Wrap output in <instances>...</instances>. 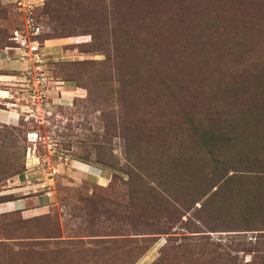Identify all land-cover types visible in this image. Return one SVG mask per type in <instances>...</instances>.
<instances>
[{"label": "rangeland", "instance_id": "rangeland-1", "mask_svg": "<svg viewBox=\"0 0 264 264\" xmlns=\"http://www.w3.org/2000/svg\"><path fill=\"white\" fill-rule=\"evenodd\" d=\"M13 1L2 0L0 5V11L4 12L0 33L7 37L14 30L22 29V18ZM30 1L32 17L42 31L39 38L44 40L49 35L54 38L43 8L55 1H63ZM112 1L101 0L98 7L106 9ZM189 3L204 37L211 35L208 23L224 2L206 5L207 0H190ZM84 23L87 24L86 20ZM112 36L111 29H106L105 33L101 30L97 36L98 41L107 43L105 54L98 52L103 50L102 45L89 52H79L83 50L77 49L75 42L84 40L82 35L62 40L71 44L73 53L62 50V59L52 57L46 61L49 113L32 111L31 118L26 119L22 112L25 108H20L22 102L16 101L22 97L20 89L26 82L20 73L30 68V64L19 58L18 52H15L16 60L27 64L26 67L20 72L0 70V88L8 92L3 94L7 99L0 103V110L13 109L19 120L16 125L0 122V146L3 145L0 162L5 163L15 153H25L21 172L0 181V264H153L166 243L171 249L163 256L170 258L172 254L180 253L182 261H189L187 264L196 260L195 264H208L216 255L214 252L229 253L236 258L237 264H264L262 237L258 231H245L249 229L247 227L264 225L263 211L253 215L252 211L243 210V197L249 202L252 200L253 192L246 190L252 178L245 179L246 186L236 181L230 183L231 194L224 190L213 192L217 187H212L210 178L193 181L194 185L188 189L182 179L174 181L167 174L165 180L152 173L157 167L155 156L144 150L139 152L140 143L136 142L131 151L137 165L128 160L127 145L134 141L129 129L133 124L143 125L145 114H154L157 106L154 101H140L132 85L124 87L121 83V76L116 74L120 59L115 57ZM3 38H0V58L11 52L9 48L13 46L10 38V44ZM52 40L55 43L56 40ZM103 60L106 64L102 67L93 64ZM62 62H87L89 64L83 66L99 69L102 80H85L88 77L85 74L76 83L59 82L54 74L59 68L56 65ZM123 73L127 74L125 70ZM131 78L137 79L133 75ZM153 80L157 86V79ZM82 82L88 89L77 87ZM154 86L152 88L160 90ZM128 95L130 103L127 107L123 99ZM148 95L153 96V93ZM12 103L16 104L15 108ZM14 139L17 147L11 143ZM258 150L248 148L243 154L234 151L237 162L230 164L228 175L232 171H241L246 173L245 177L264 176V148L263 154L256 153ZM46 159L58 169V175L53 178L47 177ZM30 160L38 166L26 173ZM110 166L119 170L121 179L113 181ZM96 169L107 172L108 181L93 174V170L97 173ZM219 175L217 173L214 178ZM208 176H213L211 171ZM262 184L264 182L260 181L259 185ZM202 194L206 196L192 205ZM261 194L264 201V190ZM144 195L146 202L141 199ZM29 197H46V201L31 204L29 213L17 209L1 210L5 203ZM224 197L229 200L222 207ZM204 203L207 206L200 209ZM217 205L219 209L222 207L221 210ZM245 216L247 222H242ZM231 227L233 231H229ZM236 228L238 231H234ZM140 230L145 235H137Z\"/></svg>", "mask_w": 264, "mask_h": 264}, {"label": "trees", "instance_id": "trees-1", "mask_svg": "<svg viewBox=\"0 0 264 264\" xmlns=\"http://www.w3.org/2000/svg\"><path fill=\"white\" fill-rule=\"evenodd\" d=\"M62 1L64 4L55 1L43 8V15H46L55 37L49 35L41 40L40 34L35 41L41 46L56 44L64 53H73L71 44L62 40L82 35L84 40L75 42L76 48L83 50L79 52H89L102 45L103 50L98 52L105 54L107 43L98 41L97 36L101 30L105 33L106 29H111L115 57L120 59V69L116 74L121 76V83L124 87L132 85L140 101H154L157 106L154 114H145L143 125L133 124L129 129L130 137L135 141L130 144L126 141L131 164L137 165L131 154L137 142L140 143L139 152L144 150L155 156L157 167L152 173L163 176L165 180L167 174L174 181L182 179L188 189L193 181L210 178L214 182L212 187H217L213 192L224 190L231 194L230 183L236 181L246 186L245 179L252 178L251 184L246 186V190L253 192L252 200L249 202L243 197V210L252 211L253 215L264 212L261 194L264 184L259 185L260 181L264 182V176L245 177L246 173L241 171H232L228 175L230 164L237 160L234 151L243 154L248 148L259 149L256 153L263 154L264 2L207 0L206 5L218 4L219 1L224 2V6L217 8L215 15L211 11L212 22L208 24L212 34L204 37V31L197 26L198 17L190 10V0H114L106 9L98 7L101 0ZM3 18L4 12L0 11V21ZM6 35L0 33V38L4 37L10 44L12 35ZM52 39L56 40L55 43ZM99 62L93 64L98 67L106 64L104 60ZM86 64L89 63H59L54 78L59 82L76 83L88 74L85 80L101 81L99 69L83 66ZM124 70L127 74L123 73ZM44 71L48 78V64H45ZM129 73L137 79L134 80L131 75L128 77ZM153 76L158 81L157 86H154ZM84 86L83 82L77 85L88 89ZM151 92L153 96L148 95ZM123 100L128 107L129 95ZM11 143L17 147L15 139ZM24 157L23 151L20 155H10L5 163L0 162V181L18 175L24 167ZM108 168L113 172V181L121 179L119 170L111 166ZM206 169L213 176L209 177ZM217 173L220 175L216 179L214 176ZM204 196L200 195L192 205ZM141 199L146 202L145 195ZM228 200L226 197L220 201L222 207L227 205ZM217 208L221 210L218 205ZM247 228L245 231L259 232L263 253L264 225ZM229 231H233L232 227ZM143 232L136 233L145 235ZM170 249L171 246L166 243L153 264L189 262L187 259L182 261L180 253L165 258L163 254ZM214 254L208 264H237L236 258L227 252Z\"/></svg>", "mask_w": 264, "mask_h": 264}, {"label": "built area", "instance_id": "built-area-1", "mask_svg": "<svg viewBox=\"0 0 264 264\" xmlns=\"http://www.w3.org/2000/svg\"><path fill=\"white\" fill-rule=\"evenodd\" d=\"M13 2L17 5V12L22 18V29L12 32L10 41L13 46L9 49L18 52L19 58L30 64V68L21 74L26 82L20 89L22 97L16 101L22 102L20 108H25V111L22 110V112L26 114V119H29L32 116V111L40 112L43 110L46 113L50 111L51 102L47 101L46 95L48 78L44 71L47 60L42 53V46L34 40L42 31L40 25L32 17L31 1L14 0ZM11 106L15 108L16 104L12 103ZM50 164V161L46 159L47 177L53 178L58 175V169Z\"/></svg>", "mask_w": 264, "mask_h": 264}, {"label": "crops", "instance_id": "crops-1", "mask_svg": "<svg viewBox=\"0 0 264 264\" xmlns=\"http://www.w3.org/2000/svg\"><path fill=\"white\" fill-rule=\"evenodd\" d=\"M42 53L45 55V58L48 61L50 60L49 58H52V57H53V59H62L64 57L62 54V49L59 45L44 46L42 48ZM14 55H15V57H14ZM1 58H3V59L0 60V70L20 72V70H23L27 65V64H23V63L19 62L18 60H16L17 55L15 54V51H12V50H11V52L6 53V56L3 55V57H1ZM5 59H7V60H5ZM4 78L6 79L8 77H4ZM57 83H59V82H57ZM58 88L62 89L63 87L59 86ZM63 93H66V91ZM3 94H8V92H7V90L0 88V103H3L7 99V97H5L6 95H3ZM62 96H64V95H62ZM62 99H64V98H62ZM18 121L19 120L17 119V114L14 112L13 109L0 110V122L1 123H5L8 125H16L18 123ZM35 164H37L35 161L30 160L28 163V169H27L26 173L29 172L30 169L33 170V169H35L34 167L38 166ZM92 169H95V168H92ZM93 171H94L93 174H96L99 179H101L102 181L103 180L108 181L109 175L108 176L106 175L107 172H102L100 170H97L96 171L97 173H95V170H93ZM26 175L27 174H25V176ZM103 175H106V176H103ZM18 181H20V177L18 178ZM40 200H42L41 202H44V201H46V197H42V198L37 197L35 199L33 197H29L26 199L14 200L12 202L5 203L3 205V209H1V210L9 211V210L17 209V210L24 211L25 213H29L31 211V209H29L30 205L33 203L37 204L38 202H40Z\"/></svg>", "mask_w": 264, "mask_h": 264}]
</instances>
